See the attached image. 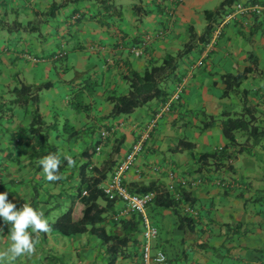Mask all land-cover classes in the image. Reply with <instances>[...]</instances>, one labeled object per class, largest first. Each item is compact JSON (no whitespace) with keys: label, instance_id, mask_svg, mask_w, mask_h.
I'll return each instance as SVG.
<instances>
[{"label":"crops","instance_id":"1","mask_svg":"<svg viewBox=\"0 0 264 264\" xmlns=\"http://www.w3.org/2000/svg\"><path fill=\"white\" fill-rule=\"evenodd\" d=\"M58 1L0 0V192L8 191L17 209L28 203L43 211L48 220L53 218L75 190L73 185L79 178L76 165L83 160L81 150L93 148L90 164L98 165L117 148L107 177L131 143L146 131L174 84L182 81L179 97L147 130L142 151L123 173V184L133 187L154 182L164 186L170 180L168 171L189 180L184 189L193 200L192 229L185 223L176 226L172 208L153 202L146 206L147 217L157 228L152 247L164 251L167 264H264V141L247 142L231 161L232 170H198L196 163L198 153L225 143L217 120L200 129L204 116L241 108L239 93H222L221 75L245 66L247 51H253L257 68L240 87L247 90L256 123L264 128V11L257 18L241 15L227 22L207 52L197 42L166 79L165 97H154L129 112L107 116L110 103L105 96L127 89L122 74L132 69L142 72L151 61L174 53L187 38L189 25L200 33L206 23L204 10L218 4L209 9L208 0H113L109 7H103L91 0H61L48 14L50 5ZM133 4L139 5L137 11ZM73 13L77 17L71 20ZM148 32L153 38L135 53L137 42ZM9 36L17 39L13 46L3 42ZM18 51L24 56L22 62L16 61ZM34 67L38 74L33 73ZM47 79L52 84L39 91L38 108L43 120L54 124L48 140L56 145L60 158L69 155L76 161L69 167L65 159L58 173L63 178L52 182L44 178L42 168L34 170L39 160L28 158L26 135L21 129L28 121V106L6 102L19 83L37 84ZM71 91L79 97L75 99L85 103L84 108L74 109L70 104ZM65 123L72 129L65 130ZM102 130L105 134L99 138ZM179 138L195 145L172 149ZM242 140L243 136H238V142ZM122 207L121 200H113L112 211L104 219L106 227L119 231L122 225L131 227L134 214H118ZM123 219L129 221L120 225ZM0 228L3 250L9 246L10 225L0 218ZM82 234L58 237L50 231L39 233L38 238H43L40 249L36 245L34 255L21 256L13 264H56L44 258L51 244L60 251L57 260L61 258L64 264H107L98 239ZM33 237L37 239V234ZM110 264H139V258L137 254L116 257Z\"/></svg>","mask_w":264,"mask_h":264},{"label":"trees","instance_id":"2","mask_svg":"<svg viewBox=\"0 0 264 264\" xmlns=\"http://www.w3.org/2000/svg\"><path fill=\"white\" fill-rule=\"evenodd\" d=\"M100 2L103 7H109L113 0H94ZM232 0H221L218 5L211 10H204V18L206 23L200 33H196L193 26L189 25L188 34L185 41L174 53H165L158 62H150L142 72L136 70H128L122 76L127 83V89L124 93L120 94H107L105 100L110 103V109L106 113L107 116L115 115L118 113L129 112L133 108L140 106L147 102L149 99L158 97L163 98L166 96L167 91L164 83L166 79L173 75L178 60L183 55L189 52L197 42L204 43L209 37V32L215 15L219 14V10L224 4H229ZM264 3V0H249ZM61 3H52L49 8L48 14L53 13V9ZM134 11L139 9V5L133 4ZM261 14V13H260ZM260 14H250V16L257 18ZM157 34V33H156ZM153 34L150 32L145 33L142 37ZM140 38V39H141ZM137 42L140 47L142 39ZM150 39V40H151ZM147 42L142 46L144 47ZM247 64L241 69L227 71L222 73L221 78L224 82L223 94L229 91L239 93L241 99V108L238 112L220 111L216 116L205 115L201 122L200 129L208 126L214 120H217L220 132L225 139V143L215 147L209 151H202L197 154L196 163L197 169L212 167L221 170H232L231 161L235 158L236 154L241 151L245 144L253 145L259 141H264V128L256 123V113L254 106L248 101L247 90L240 87V84L247 76H254L257 68L256 58L253 51H247L246 56ZM52 84V81L47 79L37 84H28L21 82L18 86L11 89L13 96L10 98L11 104L25 105L28 112V121L24 126H21L25 136L24 143L29 149L28 158L32 162L40 161L44 156L49 153H57L55 144L50 143L48 140V133L53 128V123H46L38 108V93L41 89L47 88ZM90 85L93 87L94 82ZM76 95V92L70 93ZM75 105L84 108V104L76 101ZM77 108V109H79ZM65 130L72 129L70 124L62 126ZM76 130L73 129V133ZM243 136V140L238 142V136ZM250 141V142H249ZM195 142L184 138H179L172 148L174 150H181L184 148H192ZM235 146V148H233ZM117 148H113L111 156L103 160L100 164H90L89 157L93 152V148L87 147L81 150L80 156L83 160L76 165L78 169V182L73 185L75 190L68 194V203L62 210L53 218L49 219L50 232L60 236L71 237L75 234L87 233L94 235L100 246L107 254V264H110L116 257H127L137 254L138 241L136 233L140 231V222L138 216L134 213L135 218H131V227L123 226L124 219L120 221L122 228L116 230L106 227L104 219L108 211H112V203L114 199L108 196L101 190L100 183L106 177L108 170L114 162V156ZM61 159L60 169L63 167L64 160ZM37 162L34 170L41 169V165ZM129 191L143 192L145 190H154L155 195L150 203L162 207H170L174 214H176L177 227H182L185 223L192 229L193 214L183 212L180 202L191 205L193 200L187 190L183 187H178L180 196L174 198L171 194L157 183H148L145 185H136L133 187L128 186ZM84 191V192H83ZM36 196V194H33ZM35 203V197H32ZM115 223V222H114ZM128 228V229H127ZM63 262V260H62ZM64 264V262H63Z\"/></svg>","mask_w":264,"mask_h":264},{"label":"built area","instance_id":"3","mask_svg":"<svg viewBox=\"0 0 264 264\" xmlns=\"http://www.w3.org/2000/svg\"><path fill=\"white\" fill-rule=\"evenodd\" d=\"M264 10V3L258 1L249 0H232L229 4L225 5L213 21L209 37L203 44V52H207L216 39L222 33L225 24L236 17L241 15L260 14ZM77 14L71 16L74 19ZM141 46L136 48L135 53H140L142 46L151 39V35H146L141 38ZM140 39V40H141ZM34 60V58H33ZM182 81L176 82L169 95L161 102L159 107L154 113V117L146 125V131H143L139 138L132 142L128 151L124 157L118 160L112 167L110 173L105 180L100 184L101 190L110 199H119L123 203V207L118 211V214L134 213L138 216L140 222L138 252H139V264H167V258L163 250L153 249L152 241L157 234V228L153 225L146 214V206L153 200L155 195L154 190H145L143 192L129 191L123 184V173L129 169L133 163L135 155L142 149L143 140L147 136V130L154 124L156 118L163 112H167L170 109L173 100L177 99L181 92ZM105 131H100L99 138H102ZM99 146L96 145L95 149ZM169 181L165 183L164 188L173 196L178 198L180 191L178 187L188 186V179L183 176H178L172 171L167 172ZM192 182L191 184H194ZM84 192V191H83ZM180 202V206L183 212L190 214L195 213L194 208L189 204Z\"/></svg>","mask_w":264,"mask_h":264},{"label":"clouds","instance_id":"4","mask_svg":"<svg viewBox=\"0 0 264 264\" xmlns=\"http://www.w3.org/2000/svg\"><path fill=\"white\" fill-rule=\"evenodd\" d=\"M74 14L76 13L72 15ZM72 15H70V19ZM149 42L150 40L147 43ZM64 158L69 167L75 166L76 161L71 156L66 155ZM39 163L47 181L52 182L63 178L58 175L61 165L60 153H49ZM0 218L6 225H10L9 246L0 250V264H13L21 256L34 255L38 243V234L47 233L50 230L49 221L43 211H38L28 203H24L21 208L17 209V205L9 200L8 191L0 192ZM33 234H37V239L34 240Z\"/></svg>","mask_w":264,"mask_h":264},{"label":"rangeland","instance_id":"5","mask_svg":"<svg viewBox=\"0 0 264 264\" xmlns=\"http://www.w3.org/2000/svg\"><path fill=\"white\" fill-rule=\"evenodd\" d=\"M91 2L93 3V2H95L94 0H91ZM56 3H61V0H59L58 2H56ZM219 3V1L218 0H208L207 1V3H206V6H207V8H212L213 6H216L217 4ZM58 7V6H57ZM69 30H71V26H69ZM64 36H68L67 35V33H64L63 34ZM14 38L15 37H7V38H5V40L3 41L5 44H6V46L8 45V42H9V44H11V46H13L15 43H16V41L15 40H17V39H15L14 40ZM68 38V37H67ZM18 46V48L20 49L21 48V45L20 44H18L17 45ZM22 47H24V46H22ZM21 51V50H20ZM20 51H18V53H17V56L16 57H18L17 59L18 60H16V61H18V62H22L23 61V58H24V56H21L20 55ZM30 51V50H29ZM32 53V52H31ZM30 52H29V54H31ZM0 55H1V53H0ZM23 57V58H22ZM29 59V58H28ZM0 65H1V63H0ZM35 68V67H34ZM22 71V70H21ZM34 72L33 73H37L38 74V72L39 71H37V69L35 68V70H33ZM83 76V75H82ZM72 93H74V91H71ZM12 96H13V94H12ZM70 98V100H69V102H70V104H72V106L74 107V109H76V108H79L80 106H78V105H75V102L76 101H79L78 99H75V98H79L77 95H75L74 96V94L72 95V98L71 97H69ZM7 103H11L10 102V99L8 100V101H6ZM80 102H81V104H84L85 105V103H83V101H81L80 100ZM13 104V103H12ZM141 106V105H140ZM143 106V105H142ZM3 107V104H1L0 105V108H2ZM24 126V125H23ZM142 151V149L139 151V152H141ZM139 152L137 153V154H139ZM1 153L2 152H0V155H1ZM136 154V155H137ZM135 155V156H136ZM42 236V234H40L39 235V237H41ZM58 237H59V235H58ZM81 237H84V238H87V237H89V234H87V233H83L82 235H81ZM174 237H176V236H174ZM43 242V238H38V243L36 244L37 245V249L39 250L40 249V247H41V243ZM43 247V246H42ZM49 247H50V250H49V252L46 254V256H44V258H46V259H48V262H50V263H55L56 262V264H63V262H62V259L61 258H59L58 260H57V257H58V255L57 254H60V251L59 250H54L53 249V244H51V245H49ZM65 249H68V248H66V246H65ZM78 251H80V250H78ZM66 258V257H65ZM67 262V261H66Z\"/></svg>","mask_w":264,"mask_h":264}]
</instances>
